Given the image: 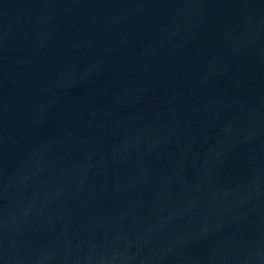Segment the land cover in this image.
<instances>
[{
  "label": "water",
  "instance_id": "95a60500",
  "mask_svg": "<svg viewBox=\"0 0 264 264\" xmlns=\"http://www.w3.org/2000/svg\"><path fill=\"white\" fill-rule=\"evenodd\" d=\"M0 264H264V0H0Z\"/></svg>",
  "mask_w": 264,
  "mask_h": 264
}]
</instances>
